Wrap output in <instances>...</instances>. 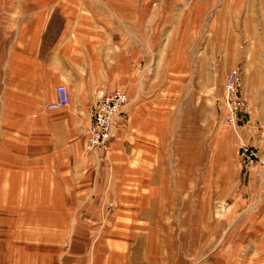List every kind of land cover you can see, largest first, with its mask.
I'll use <instances>...</instances> for the list:
<instances>
[{"label": "rangeland", "instance_id": "1", "mask_svg": "<svg viewBox=\"0 0 264 264\" xmlns=\"http://www.w3.org/2000/svg\"><path fill=\"white\" fill-rule=\"evenodd\" d=\"M2 16L46 17L47 58L72 17H88L95 38L111 33V58L119 39L142 40L133 70L120 73L125 85L80 90L69 78L61 82L75 98L93 100V107L101 93L127 92L107 155L85 149L92 115L65 122L69 104L56 110L35 104L47 122L63 120V126L24 141L16 127L14 154L0 139V164L13 160L16 172L33 174L42 154L47 159V191L58 189V222L70 223L58 230L64 239L55 248L63 257L58 264H111L108 254L125 247L128 264H236L244 254L261 260L249 264H264V223L252 208L245 217L250 230L243 229L244 207L237 203V182L252 166L243 148L255 152L253 164L264 175L261 146L248 128L252 102L264 98V0H0ZM9 25L8 31L0 27V66L15 41L13 21ZM233 69L240 71L248 110L235 122L225 87ZM3 73L0 67V80ZM40 146L46 148L41 154ZM122 223L138 227L122 230ZM247 236L251 246L244 245ZM30 242L28 234L0 231V255L12 256L0 264H41L21 258L38 254ZM99 243L101 257L94 259Z\"/></svg>", "mask_w": 264, "mask_h": 264}, {"label": "crops", "instance_id": "2", "mask_svg": "<svg viewBox=\"0 0 264 264\" xmlns=\"http://www.w3.org/2000/svg\"><path fill=\"white\" fill-rule=\"evenodd\" d=\"M7 17H1L0 27L8 31L9 24L13 21L15 41L8 46L5 53L8 57L0 66L4 69L0 80L2 83L0 139L7 142V151L11 150L13 154L16 127L24 136V141L27 140V135L44 134L51 125L55 129L63 126V120L47 122L40 112L33 110V106L37 103L45 102L47 106L54 100L56 87L62 84L63 79L69 78L72 85L78 86L80 90L99 86L125 85V78L120 76V73L126 74L133 70L132 62L136 61L137 56L141 53L137 49L141 48L142 40H130L129 38L126 43V40L119 39L111 58V38L109 37L111 33L103 31L100 37L95 38L93 37L95 33L90 27L91 22L87 20L88 17H81V20L79 18L74 20L72 17L70 25L65 31L62 29L58 41L47 58L42 49L44 36L48 29L47 18L27 16L24 20H15L14 17ZM14 23L18 24L16 28ZM107 74L108 76L117 75L120 79L105 78ZM51 78L53 84L49 85L48 81ZM20 103H22V107L16 112V104ZM252 103V118L254 120L248 126L251 133L249 135L254 144L257 143L261 146L259 154L262 152L264 155V98L257 101V104H254L255 100ZM92 107L93 100L78 96L75 98L71 94L69 106L63 112L66 118L65 122L91 118ZM44 143L39 140V144L42 146ZM45 149L40 146L39 154ZM26 150L28 149L24 148V151ZM36 162L33 174L32 170L25 174L24 169L21 171L22 174L20 171L17 173L13 160H7L6 164H0V231H19L28 234L31 240L29 247H39L38 254L33 253L34 257H31V254L21 256L25 262H33L36 259L33 263L58 264L63 257L58 256V250L55 248L58 247V241L60 244L64 242V239H58V236L61 237V235L63 238V234H58V230L67 231L70 223L64 224L63 217L61 218L62 222H58V189L52 192L47 191L48 165L45 155L42 154V157ZM260 172L259 164H253L237 182V203L244 207L243 229L246 228L248 231L251 225L250 216L246 221L245 217L250 209L254 208L256 216L258 215L259 218L258 221L260 224L264 223V175H261ZM16 174H19L20 177ZM54 181L57 183L58 178L54 177ZM24 184L27 188L34 190H22ZM130 227L137 229L138 226L122 223L120 229L126 230ZM83 230H89L88 226L83 225ZM123 236L126 237V235ZM246 241L244 245H252L249 236ZM108 242L110 245L111 241ZM100 246L103 245L99 243L96 246L97 253L92 256L94 259L101 257L98 251ZM77 247H74L76 248L74 255H78ZM119 251H122L123 254H118ZM126 252V247L125 250L115 248L113 255L108 254L107 260L111 264H128ZM11 257L0 255V260H8ZM255 262H261V260H256L252 254H244L237 255L235 263Z\"/></svg>", "mask_w": 264, "mask_h": 264}, {"label": "built area", "instance_id": "3", "mask_svg": "<svg viewBox=\"0 0 264 264\" xmlns=\"http://www.w3.org/2000/svg\"><path fill=\"white\" fill-rule=\"evenodd\" d=\"M242 78L238 69H233L225 83L227 96L231 102V120L240 121L246 117L247 104L242 95ZM71 101V91L66 84H59L55 90V98L47 104L50 110L60 109ZM129 103V96L122 89H115L101 93L95 102L92 111L91 123L87 131L85 149L88 152H109V142L115 126V120ZM241 155L244 162L250 166L255 162V152L249 148H243Z\"/></svg>", "mask_w": 264, "mask_h": 264}]
</instances>
